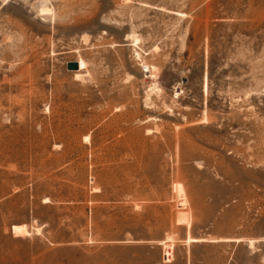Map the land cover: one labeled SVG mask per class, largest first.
Wrapping results in <instances>:
<instances>
[{"label":"rangeland","instance_id":"obj_1","mask_svg":"<svg viewBox=\"0 0 264 264\" xmlns=\"http://www.w3.org/2000/svg\"><path fill=\"white\" fill-rule=\"evenodd\" d=\"M0 264H264V0H0Z\"/></svg>","mask_w":264,"mask_h":264},{"label":"water","instance_id":"obj_2","mask_svg":"<svg viewBox=\"0 0 264 264\" xmlns=\"http://www.w3.org/2000/svg\"><path fill=\"white\" fill-rule=\"evenodd\" d=\"M66 69H73L76 70L78 69V63L76 61H68L65 64Z\"/></svg>","mask_w":264,"mask_h":264},{"label":"bare ground","instance_id":"obj_3","mask_svg":"<svg viewBox=\"0 0 264 264\" xmlns=\"http://www.w3.org/2000/svg\"><path fill=\"white\" fill-rule=\"evenodd\" d=\"M42 9V8H41ZM77 63H78V70H80V69H83V67H84V62L82 61V60H78V61H76Z\"/></svg>","mask_w":264,"mask_h":264}]
</instances>
